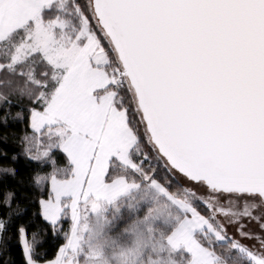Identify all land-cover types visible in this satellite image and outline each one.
<instances>
[{
  "label": "snow or ice",
  "instance_id": "6c2138e0",
  "mask_svg": "<svg viewBox=\"0 0 264 264\" xmlns=\"http://www.w3.org/2000/svg\"><path fill=\"white\" fill-rule=\"evenodd\" d=\"M0 89L24 264H264V0H0Z\"/></svg>",
  "mask_w": 264,
  "mask_h": 264
},
{
  "label": "trees",
  "instance_id": "16d2710c",
  "mask_svg": "<svg viewBox=\"0 0 264 264\" xmlns=\"http://www.w3.org/2000/svg\"><path fill=\"white\" fill-rule=\"evenodd\" d=\"M2 90V89H0ZM13 106L11 113L14 116L26 101L17 103L15 96L11 97ZM26 125L21 122L11 121L7 126H0V202L3 201L7 192L14 193L11 207H5L0 203V218L9 221L8 227L0 233V264H24L19 245L16 242V228L25 224L29 232L46 228L47 225L36 215L39 199V191L33 185V176L41 169L39 166L26 158L23 152L24 145L21 137L25 134ZM16 159L13 160L12 157ZM63 156L58 157V166H63ZM4 169H14L15 175L5 172ZM49 169H42L47 172ZM9 213L11 215H9ZM42 238L46 241L43 249L47 251L48 257H52L57 246L62 242L60 238L54 237L50 232Z\"/></svg>",
  "mask_w": 264,
  "mask_h": 264
},
{
  "label": "rangeland",
  "instance_id": "374dc122",
  "mask_svg": "<svg viewBox=\"0 0 264 264\" xmlns=\"http://www.w3.org/2000/svg\"><path fill=\"white\" fill-rule=\"evenodd\" d=\"M252 229L253 230H255V231H258V228L256 227V225L255 224H252ZM245 244H249V245H251V241H247V240H245V241H243ZM218 251L220 250L219 248L217 249Z\"/></svg>",
  "mask_w": 264,
  "mask_h": 264
}]
</instances>
